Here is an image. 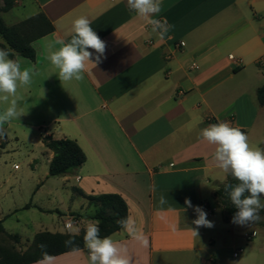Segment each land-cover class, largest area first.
I'll use <instances>...</instances> for the list:
<instances>
[{"label":"crops","instance_id":"obj_1","mask_svg":"<svg viewBox=\"0 0 264 264\" xmlns=\"http://www.w3.org/2000/svg\"><path fill=\"white\" fill-rule=\"evenodd\" d=\"M7 13L13 14L8 26L44 13L55 30L33 42L35 61L15 55L22 68L38 75L18 89L15 99L25 115L4 125L6 137L8 125L17 123L38 131L44 147L45 136L76 141L86 162L75 174L59 178L88 195L123 197L150 245L137 246L124 229L110 237L128 244L135 264H245L235 261L243 253L241 243L232 247V255L222 250L223 237L238 224L223 223L205 198L214 199L228 175L216 166L214 148L200 131L227 121L250 138L261 119L264 107L256 92L264 85V0H161L155 18L171 26L163 38L129 10L127 0H16L0 15ZM79 16H86L106 42V58L96 67L88 64L83 80L61 82L47 58L49 45L57 39L70 42L72 22ZM0 44L6 45L1 37ZM7 106L0 103V112ZM53 156L46 148L48 172ZM33 164L36 168L39 161ZM59 195L40 188L29 202H18L7 217L39 210L51 222L17 219L18 230L5 227L3 220L7 233L29 248L40 232L78 234L97 221L95 208L82 197L79 203L74 192L72 206L57 208ZM161 196L167 200L163 206ZM186 198L214 224L200 227L198 236L190 230L196 228V213ZM76 213L81 218L74 221ZM70 222L80 231H67ZM256 236L253 231L244 238L251 242ZM52 264H88V250L56 256Z\"/></svg>","mask_w":264,"mask_h":264},{"label":"clouds","instance_id":"obj_2","mask_svg":"<svg viewBox=\"0 0 264 264\" xmlns=\"http://www.w3.org/2000/svg\"><path fill=\"white\" fill-rule=\"evenodd\" d=\"M127 6L129 10L147 20L152 34L163 38L169 31L171 26L166 20L155 18L161 11V0H127ZM72 31L70 42L57 39L54 44L49 45L47 58L58 70L61 82L83 80L85 72L88 71V64L96 67L102 62V58H106V42L93 30L91 21L86 16L74 19ZM55 45L60 47L55 48ZM36 75L38 73L33 69L22 68L17 60L11 58L10 49L0 48V103L8 105L0 112V135L4 134L6 123L25 115L15 97L18 89L30 86ZM200 137L213 146L212 158L216 166L237 181L236 184L228 183L224 187L231 204L237 209L232 223L243 226L259 221L260 212L264 210V149L253 148L245 132L227 121L209 124L201 129ZM159 203L161 206L167 203L164 196L160 197ZM185 204L196 213V219L192 221L196 228H190L194 236H198L200 227L214 226L201 206H193L188 198L185 199ZM119 223L137 246L144 249L149 247L148 236L132 217ZM99 224V221L89 222L84 229L83 241L88 250V264H135L128 244L114 241L110 236L101 237ZM68 230H74L71 223ZM74 243V237L65 241L66 246H72ZM39 247L42 249V259L38 264H52L55 257L44 251L45 245L41 244ZM73 251L79 252L80 249L74 247Z\"/></svg>","mask_w":264,"mask_h":264},{"label":"trees","instance_id":"obj_3","mask_svg":"<svg viewBox=\"0 0 264 264\" xmlns=\"http://www.w3.org/2000/svg\"><path fill=\"white\" fill-rule=\"evenodd\" d=\"M16 6V0H0V13L8 12ZM55 30L52 22L44 13L33 16L23 22L8 26L0 15V37L6 45L0 44V48L10 49L11 58L15 55L22 56L31 61L36 60V50L33 42L41 39ZM236 71V70H235ZM237 72V71H236ZM258 103L264 107V85L259 87L256 92ZM217 123V121H215ZM246 133L245 130L241 129ZM6 138V134L0 135ZM43 143L47 149L53 152L54 156L49 164L48 177H62L75 174L86 162V155L78 143L74 140L63 138L54 139L53 137H43ZM7 142L1 143L4 148ZM236 184L237 181L228 175L226 182L214 191V199L219 208H221L224 220L228 224L232 223V217L237 209L231 204L228 195L224 191L225 184ZM73 192L84 198L89 206L95 208L93 219L100 222V235L111 236L122 230L119 221L129 217L128 205L119 194H101L88 195L80 188L73 187ZM29 208V205L25 207ZM263 213L260 212V216ZM252 225L264 226V221L259 220ZM0 234L16 242L20 241L18 235H10L3 226V220H0ZM84 229L78 234L51 233L48 231L40 232L35 235L31 246L23 253L14 249L0 247V264H34L42 259L41 244L45 245L44 251L51 256L56 257L69 252H74L73 248L78 247L85 250L83 241ZM74 237L75 243L72 246H66L65 241Z\"/></svg>","mask_w":264,"mask_h":264},{"label":"rangeland","instance_id":"obj_4","mask_svg":"<svg viewBox=\"0 0 264 264\" xmlns=\"http://www.w3.org/2000/svg\"><path fill=\"white\" fill-rule=\"evenodd\" d=\"M2 17L7 24H11L12 13L3 14ZM233 84L230 83L232 87L238 85V83ZM260 118L249 138V143L253 148L264 149V109L261 110ZM5 131L9 138L0 137V220H5V227H17L18 230H21V225L17 219H20V223L42 221L48 224L51 222V218L49 216L43 217L39 210H22L16 212L15 215L7 216L9 211L19 204L18 202L23 200L29 202L33 198V194L40 188L43 190L52 189L60 193L59 202L56 203L57 208L63 209L65 205L72 206L70 199L73 190L70 185L66 186L61 178L48 177V167L44 157L46 148L40 141L38 131L21 127L17 123H10ZM3 142H7L4 148L1 146ZM33 159L39 161L36 168H33L35 164L31 165ZM16 165L19 166L18 169H15ZM42 198L45 200V197ZM205 198L216 209L215 214L222 218L223 223H226L223 220L222 210L217 206L211 195L207 194ZM77 199L79 203H83L82 198L77 197ZM76 208L80 210L78 203ZM261 212L263 214L260 220L264 221V210H261ZM73 216L74 221L81 218V214L78 213ZM70 223L72 224V222ZM250 225L232 226L231 234H226L223 241H221L224 245L222 250L232 255V247L241 243L243 253L235 261H243L245 264H264V226L253 225L256 227H252ZM73 226L77 228L78 223H74ZM76 228L72 232H75ZM65 229L69 231L68 225L65 226ZM253 231L257 232V236L251 242H247L244 238L245 233H253ZM0 247L11 248L19 253H23L28 249L26 244L11 240L3 234H0Z\"/></svg>","mask_w":264,"mask_h":264},{"label":"built area","instance_id":"obj_5","mask_svg":"<svg viewBox=\"0 0 264 264\" xmlns=\"http://www.w3.org/2000/svg\"><path fill=\"white\" fill-rule=\"evenodd\" d=\"M179 46H181V45H178V47H179ZM18 168H19V166L16 165V166H15V169H18Z\"/></svg>","mask_w":264,"mask_h":264},{"label":"water","instance_id":"obj_6","mask_svg":"<svg viewBox=\"0 0 264 264\" xmlns=\"http://www.w3.org/2000/svg\"><path fill=\"white\" fill-rule=\"evenodd\" d=\"M262 199H264V197H262Z\"/></svg>","mask_w":264,"mask_h":264}]
</instances>
